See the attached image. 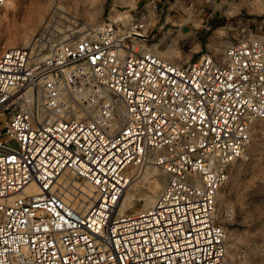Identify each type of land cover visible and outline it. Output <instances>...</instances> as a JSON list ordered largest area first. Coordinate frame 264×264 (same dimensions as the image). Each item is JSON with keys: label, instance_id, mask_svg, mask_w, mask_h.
I'll return each mask as SVG.
<instances>
[{"label": "built area", "instance_id": "obj_1", "mask_svg": "<svg viewBox=\"0 0 264 264\" xmlns=\"http://www.w3.org/2000/svg\"><path fill=\"white\" fill-rule=\"evenodd\" d=\"M114 1L81 36L0 46V264H226L217 195L264 122V35L226 21L219 55L171 60L156 48L209 31L214 0ZM147 164L164 185L121 210Z\"/></svg>", "mask_w": 264, "mask_h": 264}, {"label": "rangeland", "instance_id": "obj_2", "mask_svg": "<svg viewBox=\"0 0 264 264\" xmlns=\"http://www.w3.org/2000/svg\"><path fill=\"white\" fill-rule=\"evenodd\" d=\"M112 1L116 2L11 0L0 10V46L32 47L33 40L44 30V24L64 31L66 38L71 32L81 36L85 28H89V23L93 27L107 15L110 18L118 15L117 10L107 14ZM260 10H264V0H236L231 3L228 21L233 22L236 17L248 18L251 26L264 35V11L260 14ZM195 26L198 32L189 31L187 35L184 34V38L179 39V43L162 45L160 49L164 54L160 56L185 60L205 52L219 55L222 47L210 42L223 41L224 31L212 25L209 31H205L198 22ZM49 33L52 36L48 42H57L60 34L54 29H50L46 36H50ZM20 34H27L26 44H22L18 38ZM178 35L180 38L183 34ZM48 49L49 44L45 43L44 47L39 48L38 56L47 54ZM129 170L123 195L132 196L124 209L126 212L147 206V199L155 196L149 188L150 180L165 174L153 164ZM217 216L226 230V264H264V122L255 126L246 152L231 165L229 177L217 195Z\"/></svg>", "mask_w": 264, "mask_h": 264}, {"label": "bare ground", "instance_id": "obj_3", "mask_svg": "<svg viewBox=\"0 0 264 264\" xmlns=\"http://www.w3.org/2000/svg\"><path fill=\"white\" fill-rule=\"evenodd\" d=\"M260 11H262V10H260ZM88 25H89V28L92 27V26H90V23ZM44 28H46V30H48V31L50 29H54L55 31H57L60 34L57 42L58 41H63V40L66 39L65 36H67V35L64 34V31L56 29V28L52 27L49 24H44ZM26 36H27V34L18 35V38L22 41V44H26V39H27ZM149 168H151V167L149 166ZM129 172H130V170H129ZM165 181H166L165 174L164 175L161 174V176H159V178H157V179H152V181L150 180V183H149L150 191L152 193H154L155 196H156L160 192V190H161L162 186L164 185ZM66 184L70 188L74 187L77 190V192L80 193V196L77 199L79 203H81L84 207H87L88 205L91 204L90 190H89V188L87 187L86 184L78 182L74 178H68L67 181H66ZM68 187H67V189H68ZM68 190L70 192V189H68ZM123 194L124 193H122L121 200L119 202V207H120L121 210H124L125 207H126V204L130 203V201H131V197L130 196H132V195H130V196L128 195L127 196V195H123ZM155 196H154V198H155ZM154 198H148L147 202H149V203H147V204L150 205L154 201Z\"/></svg>", "mask_w": 264, "mask_h": 264}, {"label": "crops", "instance_id": "obj_4", "mask_svg": "<svg viewBox=\"0 0 264 264\" xmlns=\"http://www.w3.org/2000/svg\"><path fill=\"white\" fill-rule=\"evenodd\" d=\"M205 0H200V2L204 3ZM236 0H214L213 2V6L206 12L205 16L207 18V20H209L210 25L215 26L216 28H219L221 26H223L225 24L226 21L229 20V9L231 6L232 2H235ZM240 1V0H238ZM134 4L138 7L140 5V0H134ZM205 4V3H204ZM207 5H205L204 9L206 8ZM264 10L260 11L259 13H263ZM107 14L109 13V7L107 9ZM238 18H242V17H236V19ZM262 23H264V19H262ZM189 28H183V31L181 32V34H183L182 36H180L181 38H184L185 35H187V33H189ZM194 33L198 32V30L196 31H192ZM185 34V35H184ZM224 36L228 37L227 32L224 31ZM210 43H219L218 41L213 42L211 41ZM207 46V45H206ZM156 52L161 55L164 54L163 51H161L160 47L156 48ZM198 56L194 57V58H188L185 60H189V59H196ZM177 60H181V58H178ZM182 60V61H185Z\"/></svg>", "mask_w": 264, "mask_h": 264}]
</instances>
